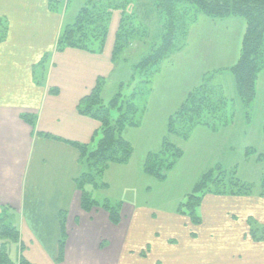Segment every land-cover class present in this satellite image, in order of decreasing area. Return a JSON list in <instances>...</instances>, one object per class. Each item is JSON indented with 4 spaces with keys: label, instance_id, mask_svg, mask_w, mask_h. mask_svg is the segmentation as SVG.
<instances>
[{
    "label": "crops",
    "instance_id": "obj_1",
    "mask_svg": "<svg viewBox=\"0 0 264 264\" xmlns=\"http://www.w3.org/2000/svg\"><path fill=\"white\" fill-rule=\"evenodd\" d=\"M69 2L57 12L49 0H0V36L5 29L0 39V211L2 206L10 207L20 230L16 260L23 255L33 264H264V240H255L250 231L251 220L264 225V195L258 192L207 194L198 209L199 223L182 213L181 206L166 211L121 200L118 225L102 207L83 210L75 182L82 171L81 154L69 142L91 148L101 137V122L81 114L78 107L99 77L108 79L107 96L117 68L112 55L120 18L112 20L103 53L77 48L57 51L55 43L69 15ZM217 20L201 16L191 30V41L206 23L237 17ZM189 47L167 60V65L178 63ZM49 50L45 79L38 83L35 67ZM167 65L155 77L143 124L124 131L133 145L134 134L141 133L153 116L160 115L167 128L169 116L198 85L184 75L175 91L170 85L161 88ZM52 88L57 93H51ZM23 114L36 115V130ZM234 124L215 132L197 127L186 142L197 133L219 135ZM155 150L149 148L145 155ZM131 159L118 167H128ZM112 166L107 172L114 170ZM107 189L94 191L95 198L111 199ZM61 211L67 214V239L64 258L58 262Z\"/></svg>",
    "mask_w": 264,
    "mask_h": 264
},
{
    "label": "trees",
    "instance_id": "obj_2",
    "mask_svg": "<svg viewBox=\"0 0 264 264\" xmlns=\"http://www.w3.org/2000/svg\"><path fill=\"white\" fill-rule=\"evenodd\" d=\"M49 4L55 10L50 0ZM116 13H120L121 19L113 49V63L118 66L121 60H127V53L134 49L135 44H138L141 51L138 53L139 59L131 65L129 80L120 82L108 102L104 95L108 79L99 77L92 91L79 103L81 114L101 122V137L97 144L90 148L82 143H69L81 154L82 171L75 182L81 192L83 210L90 212L95 207H102L109 213L111 222L118 225L121 222L123 202L108 198L100 201L93 196V191L109 187L103 178L111 164H126L132 158L135 149L125 138L124 131L143 124L155 77L173 53L186 48L191 29L200 16L213 20L232 16L243 18L246 31L241 55L234 64L223 70L234 75L239 97L248 110L257 95L259 75L264 71V0H84L74 19L62 27L55 43L56 50L77 48L95 54L103 53L111 20ZM153 24L157 26L156 33L152 30ZM4 33L5 29L1 33V40L4 39ZM49 59L50 56L46 54L35 67L38 83L45 79V63ZM38 67L42 68L40 72ZM218 71L221 69L215 73ZM133 82L135 85L132 92L124 93V86H130ZM50 92L57 93V89L52 88ZM114 109L118 110L117 117L113 116ZM247 114L249 118V112ZM235 116V99L228 98L222 84H216L209 75L187 93L169 116L167 134L162 145L146 155L143 172L165 181L184 156V150L172 141V136L187 140L195 128L200 126L219 131L233 124ZM22 118L36 130V115L23 114ZM39 134L60 139L43 132ZM251 155H257L259 160L264 159V153H258L253 147L246 150V156ZM257 192L264 195V180L259 184L249 182L238 175L237 167L227 169L216 164L201 174L186 201L181 203L180 211L189 215L193 222L199 223L201 218L198 209L207 194L237 196ZM13 216L10 207L2 206L0 239L10 238L19 242L21 234ZM66 221L67 214L61 211L58 262L64 258ZM250 224L251 236L257 241H263L264 225L254 220ZM7 245L3 242L0 246V264H33L23 255L14 260Z\"/></svg>",
    "mask_w": 264,
    "mask_h": 264
},
{
    "label": "rangeland",
    "instance_id": "obj_3",
    "mask_svg": "<svg viewBox=\"0 0 264 264\" xmlns=\"http://www.w3.org/2000/svg\"><path fill=\"white\" fill-rule=\"evenodd\" d=\"M50 1L53 3L54 9L60 12L64 11L69 0ZM83 3L84 0H70L69 15H67L63 26L74 19ZM117 15L121 19L120 13H116L114 16ZM155 26L156 24L151 26L154 33L157 30V26ZM202 28L192 41L191 34L189 35V53L185 57H182L178 63H172L169 66L165 62L167 68L166 74H163L160 82L161 88L166 89L170 85L171 90L175 91L178 87L176 85L178 79L184 75V77L191 79L193 84H199L211 75L216 84H222L226 96L235 99V124L215 136L209 134L205 137L197 133L189 142L186 141L192 135L187 140L172 136V141L180 148H184L185 155L169 173L168 178L165 181H160L143 173L145 152L149 148H160L162 138L167 134L163 118L160 115L158 117L153 116L149 125H146L141 133L134 134L135 145L133 146H135V152L130 165L128 167H118V164L113 163L111 165H113L114 170L108 172V169L106 170L107 173L105 172L106 176L104 174L103 180L106 179L105 182L108 180L111 185L105 192L108 193L111 199L122 200L135 205L156 206L166 211L174 210L186 201L200 175L216 164H221L227 169L237 167V173L243 180L255 182L256 184L264 180V159H257V155L246 156V150L249 147L255 148L258 153H264V71L260 73L257 80V95L247 110L239 97L234 75L227 70H223L234 64L241 55L246 22L243 18L237 17V20L216 22L210 24V26L206 23V26H202ZM189 41L191 42L189 43ZM134 46V49L127 53L128 59L120 61L112 80L107 85V96H105L107 102L120 82L128 81L131 77V65L139 59L140 55L138 53L141 52H139L138 44ZM178 52L181 51H176L169 59H172ZM46 54L50 56L51 51L49 50ZM220 69L221 71L215 73L216 70ZM38 70L40 72L42 68L38 67ZM199 70L200 74L198 73ZM134 85L135 82L130 86L125 85L123 92L130 94ZM247 111L249 112V118ZM113 116H118L117 109L113 110ZM230 137V142H228ZM115 167L118 168L115 169ZM199 215H201L200 212ZM3 242L8 243L10 255L16 260L19 244L9 238L0 239V246Z\"/></svg>",
    "mask_w": 264,
    "mask_h": 264
}]
</instances>
